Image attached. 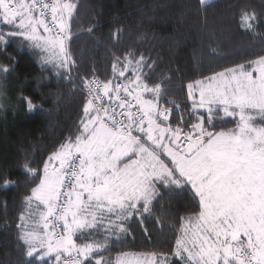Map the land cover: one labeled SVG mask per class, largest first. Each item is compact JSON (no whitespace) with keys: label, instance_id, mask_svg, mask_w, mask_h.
Wrapping results in <instances>:
<instances>
[{"label":"trees","instance_id":"16d2710c","mask_svg":"<svg viewBox=\"0 0 264 264\" xmlns=\"http://www.w3.org/2000/svg\"><path fill=\"white\" fill-rule=\"evenodd\" d=\"M65 1L74 7L67 19L71 75L66 64L46 61L30 38L34 25L9 24L0 8L8 104L0 116V264H66L57 256L32 255L21 220L48 158L75 143L92 117L81 91L86 81L97 79L104 87L122 81L138 91L142 80L157 89L172 128L187 129L203 118L216 134L239 123L219 111H194L188 85L264 58V0ZM253 124L264 129V113ZM175 178L155 184L151 204L139 207L146 212H135L123 232L99 231L105 253L113 259L124 253L168 256L170 264H184L175 249L184 222L201 209L191 189Z\"/></svg>","mask_w":264,"mask_h":264},{"label":"rangeland","instance_id":"374dc122","mask_svg":"<svg viewBox=\"0 0 264 264\" xmlns=\"http://www.w3.org/2000/svg\"><path fill=\"white\" fill-rule=\"evenodd\" d=\"M201 1L208 3L213 0ZM0 8L7 23L15 24L19 20L17 25L21 28L34 25L32 28L36 34L30 38L39 42L46 61L59 68L66 64L67 72L71 75L70 35L66 20L74 9L70 2L0 0ZM246 22L248 24L249 19ZM61 41L65 43L66 52ZM235 74L232 78L221 79L211 76L206 83L188 85L189 90H216L206 101L198 102L192 108L205 113L219 111L224 118L236 120L239 125L233 131L213 134L203 118L187 129L172 128L170 111L158 105L157 89L147 87L142 80L138 81L137 92L147 99L140 96V100L143 106H156L157 121L163 126L150 129L145 135L151 147L146 148L104 130L89 107L92 117L84 127L87 134L84 133L76 144H66L48 158L42 170L41 182L27 200L21 222L31 254H41L42 258L57 256L58 260L64 261L71 259V264H90L86 261L89 259L105 264H170L168 256L145 253H124L114 259L110 257V253L104 252L103 236L99 231L123 232L124 223L133 215L125 222L105 223L98 213L99 208H104V203L106 207L116 203L113 194L122 182L130 183L133 180V183H137L135 189L122 191L124 197L131 193V197L135 198L140 190L146 191L155 181L176 182L175 175L178 174L179 183L191 189L211 222L201 216L186 220L174 257H184V264H264V222L258 220L264 219V215L261 216V211H264V180L261 181V176L264 178V138L259 134L247 133L248 128L264 130L253 124L256 116L264 113V74L261 71L250 77L240 72ZM6 77L7 70L0 66V116L8 109ZM113 89L114 86L104 87V90ZM175 132L179 133V144L184 148L194 139L198 145L195 157L204 158H180V164L176 156L186 157L183 149H175L174 155L172 152L169 155L167 150L173 148L170 145L173 141L176 148ZM137 134L139 138H133L145 140L143 135ZM217 134L225 141L217 142L218 139L214 138ZM221 144H233L234 148L230 152L224 150L226 147H220ZM245 152H249L251 157ZM129 156L133 159L124 165L123 170L128 169V173L132 172L130 175L120 172L117 166L121 158ZM164 156L168 159L167 163ZM250 159L253 163L251 167L260 169L258 174L261 176H258L259 179L256 176L248 178L247 182L251 185L248 190L244 169L251 165L246 164V160ZM237 168L243 175L234 178L229 169ZM243 178L245 184L241 181ZM251 188H255V192ZM121 200L113 207L120 204L124 209ZM143 208L140 210L138 207L135 212H146Z\"/></svg>","mask_w":264,"mask_h":264},{"label":"crops","instance_id":"0c3cea01","mask_svg":"<svg viewBox=\"0 0 264 264\" xmlns=\"http://www.w3.org/2000/svg\"><path fill=\"white\" fill-rule=\"evenodd\" d=\"M32 34H36V32L34 30H32ZM33 36L36 37V35H33ZM260 71H261L262 74H264V58H260V59L254 60V61H252V62H250L248 64H244V65H240V66L231 68L229 70H226V71H224L222 73H219L217 75H214L212 77H214V79H221L223 77L232 78V76H236L238 74V73L235 74L236 72H240L243 76L250 77V76H256L257 73H260ZM229 75H231V76H229ZM212 77H209V78L204 79V80H200V82L199 81L194 82V83H192L190 85L191 86H196L197 84H199L201 82L206 83V82H208V79H211ZM187 91H188L189 100L192 103V107H193V106H196L198 102L202 103V102L206 101L205 99L207 97H209L211 94H213L216 90H213L212 92H209L210 90H189V86H188V90ZM224 91L225 90H219V92H224ZM108 92H109V90H108ZM221 95H222V93H221ZM140 96H144V95L139 94V102L143 106L142 101L140 100ZM144 98L147 99V97H145V96H144ZM214 104H216L215 101H214ZM209 106H213V105H209ZM143 107H144V111H145V124H144V128L142 129V132L141 133L143 135V138L145 139V135L148 134V131L150 129L155 130V128H157V127L158 128H162L163 126L157 121V118H156V110H155L156 109V106H153L152 105V106H147V107L146 106H143ZM199 112H202V111H199ZM248 126L251 127V125H249V124H248ZM85 130H86V128H85ZM104 130H106V129H104ZM99 132H100V130L97 133H99ZM84 133L87 134L86 132H84ZM84 133H83V135H84ZM224 133H225V135H227L226 134L227 132H224ZM247 133L248 134H251V135H258L259 134V135H261L264 138V130L262 131L260 129L255 128V127H254V129H249L248 128ZM175 134L177 135V138L175 139V140H177L175 142L176 148H174V145H173L174 141H173L170 144L171 146H173V148H170L169 147L168 150H167V151H169V155H170L171 152H172V155H174V150L175 149H183L184 154H186V157H184L183 155H177L176 158H178L177 160H178L179 163L181 161L180 158H183L184 160H185V158H190V159H195V160H200V159L204 158L202 156L199 157V158H196L195 157L196 154H197V151H195V148L198 145L195 144L194 139L193 140H190L189 145L186 148H184V147L180 146V144H179V138H178L179 133L178 132H175ZM113 135H115L116 137L122 138L124 140L134 141V142L139 143L140 145H142V146H144L146 148L147 147L148 148L151 147L148 144V142L146 141V139L144 141H139V139H135V138L129 137V136L128 137H125V136L118 135V134H113ZM214 138H217L218 139L217 142H219V143H222L223 141H225L218 134L215 135ZM77 141L75 143H72V144H76ZM209 142H210V140L207 141V143H209ZM167 144H165V150H166ZM233 144H235V143L233 142ZM233 144L231 146L230 145H223V144H221L219 146L220 147H226V149H224V150H227L228 149L231 152V150L234 148ZM221 151H223V150H221ZM245 153L248 156L251 157V155H250L249 152H245ZM226 155H227V152H226ZM131 159H133V157L132 156H129V157H123V158H121L118 161L117 166H118V169H119L120 172L126 173L128 175L132 174V172L131 173H128V169H126V168L123 170L124 165H126L127 163H129V161H131ZM164 161L166 163L168 161V159H166L165 156H164ZM210 164H211V162H210ZM246 164H248V165L251 164L250 166H246L247 168L245 167L246 169H244L246 171L245 181H246L247 184L244 183V178L241 181L247 186L248 190H250L249 187L251 185H249L248 182H247L248 178L251 177V176H256L258 178V176H261V175L258 174V172H259L260 169H258L256 167H251L252 164H253L252 163V159L246 160ZM190 166H192V164H190ZM229 170H231L230 171L231 172L230 174H231V176L234 175V178H239V176L243 175V172L237 171L238 168L237 169H229ZM175 176H177L180 179V177H179L178 174H176ZM131 179L132 178H130V181H131ZM262 180H264V178L261 176V181ZM156 183H157L156 181H155L154 184L150 183L149 188L146 191H144V190L141 191L140 190V193H138V195H136L135 198L131 197V193L128 196H125L124 197V195H123L124 193H122V191H128L130 189L132 190L133 188L135 189L138 186L137 183H133V180L130 183H123V182L120 183L121 184L120 185L121 187L119 189H117L116 192H114V194H113V200L116 203H118L119 200L122 199L120 202H123L122 205H124V209H122V207H121L120 204H117L116 207H113L116 204V203H114L113 205H109L108 207H106V203H104V208H106V209H104L103 207L102 208H99V212L100 213H98V216L99 217L101 216L102 219H103V221L105 223H107L109 221L110 222H125L126 219L129 218L131 216V214L133 215L134 212H135V210L138 207H140L142 204H145L147 207L151 204L152 199H153V194H154V186H155ZM242 187L244 188L243 185H242ZM241 190L243 191L242 188H241ZM251 190L253 192H255V188H251ZM260 190H263V189H260ZM248 193H252V192H249L248 191ZM82 195H84V197H85L86 196V193L83 191ZM101 209H104V210L101 211ZM200 209H201V212H200V215L199 216H201L202 219H204V220L206 219L209 222H211L210 219H209V217H208L209 216L208 213L205 211V209L203 207H201V205H200ZM263 215H264V211H261V216H263ZM258 220L260 222H264V219L259 218ZM177 246H178V244H177ZM177 246H176V248H177ZM177 258H179L180 260H183L184 261V257H177Z\"/></svg>","mask_w":264,"mask_h":264},{"label":"built area","instance_id":"2783aa9c","mask_svg":"<svg viewBox=\"0 0 264 264\" xmlns=\"http://www.w3.org/2000/svg\"><path fill=\"white\" fill-rule=\"evenodd\" d=\"M81 88L89 107L105 129L113 134L139 138L137 131L142 127L145 116L136 90L117 81L112 93L108 94L102 82L97 79L86 81ZM71 262V259L65 261L66 264Z\"/></svg>","mask_w":264,"mask_h":264},{"label":"bare ground","instance_id":"6f19581e","mask_svg":"<svg viewBox=\"0 0 264 264\" xmlns=\"http://www.w3.org/2000/svg\"><path fill=\"white\" fill-rule=\"evenodd\" d=\"M226 244V243H225Z\"/></svg>","mask_w":264,"mask_h":264}]
</instances>
